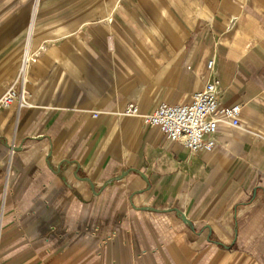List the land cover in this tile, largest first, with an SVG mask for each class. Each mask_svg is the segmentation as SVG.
I'll list each match as a JSON object with an SVG mask.
<instances>
[{
	"label": "crops",
	"instance_id": "obj_1",
	"mask_svg": "<svg viewBox=\"0 0 264 264\" xmlns=\"http://www.w3.org/2000/svg\"><path fill=\"white\" fill-rule=\"evenodd\" d=\"M27 38L28 105L0 108V264H264V0H0V97ZM212 77L244 105L211 150L144 124Z\"/></svg>",
	"mask_w": 264,
	"mask_h": 264
},
{
	"label": "built area",
	"instance_id": "obj_2",
	"mask_svg": "<svg viewBox=\"0 0 264 264\" xmlns=\"http://www.w3.org/2000/svg\"><path fill=\"white\" fill-rule=\"evenodd\" d=\"M36 54L29 50L27 38L22 54L21 64L14 82L0 97V108L7 109L13 104L27 106L28 77L27 72L36 60ZM213 58L207 61L210 73L214 70ZM220 87L216 77L210 78L201 90L192 94L186 104L160 103L148 114L142 115L145 125L156 127L170 142L180 143L190 153L199 150H211L215 145L214 135L218 122L232 127L240 126L243 103L232 106L222 105L219 101ZM125 116H137L136 105L129 104L122 112ZM92 116H97L93 113ZM83 118V112L77 115L76 121Z\"/></svg>",
	"mask_w": 264,
	"mask_h": 264
},
{
	"label": "bare ground",
	"instance_id": "obj_3",
	"mask_svg": "<svg viewBox=\"0 0 264 264\" xmlns=\"http://www.w3.org/2000/svg\"><path fill=\"white\" fill-rule=\"evenodd\" d=\"M37 2V0H35V3Z\"/></svg>",
	"mask_w": 264,
	"mask_h": 264
},
{
	"label": "rangeland",
	"instance_id": "obj_4",
	"mask_svg": "<svg viewBox=\"0 0 264 264\" xmlns=\"http://www.w3.org/2000/svg\"><path fill=\"white\" fill-rule=\"evenodd\" d=\"M35 2V0H33V3Z\"/></svg>",
	"mask_w": 264,
	"mask_h": 264
}]
</instances>
